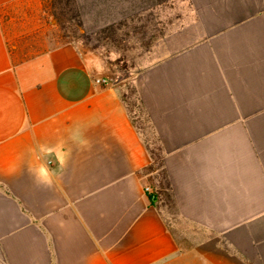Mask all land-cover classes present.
Instances as JSON below:
<instances>
[{
	"label": "crops",
	"instance_id": "0c3cea01",
	"mask_svg": "<svg viewBox=\"0 0 264 264\" xmlns=\"http://www.w3.org/2000/svg\"><path fill=\"white\" fill-rule=\"evenodd\" d=\"M182 2L198 38L132 77L151 140L44 0H0V264H264V0Z\"/></svg>",
	"mask_w": 264,
	"mask_h": 264
},
{
	"label": "rangeland",
	"instance_id": "374dc122",
	"mask_svg": "<svg viewBox=\"0 0 264 264\" xmlns=\"http://www.w3.org/2000/svg\"><path fill=\"white\" fill-rule=\"evenodd\" d=\"M43 4L51 45H60L63 50L76 48L92 56L90 60L110 82L122 79L129 108L137 115L145 136L152 140V129L136 100L132 77L157 57L198 38V27L191 20L187 4L182 0H163L151 6L146 0H44ZM187 22L189 25H185ZM151 178L152 185H164L162 172H153ZM168 196H163L166 203ZM182 238L183 242L192 240L187 235Z\"/></svg>",
	"mask_w": 264,
	"mask_h": 264
},
{
	"label": "trees",
	"instance_id": "16d2710c",
	"mask_svg": "<svg viewBox=\"0 0 264 264\" xmlns=\"http://www.w3.org/2000/svg\"><path fill=\"white\" fill-rule=\"evenodd\" d=\"M161 2H163V0H146V4H149V6L153 4L161 3ZM151 156H152V162L149 166V170H154L155 168H158L163 165L161 154L160 152H158L157 149L151 148ZM155 163H157V165H155ZM151 199L154 201L156 199V196L154 197L151 196Z\"/></svg>",
	"mask_w": 264,
	"mask_h": 264
},
{
	"label": "built area",
	"instance_id": "2783aa9c",
	"mask_svg": "<svg viewBox=\"0 0 264 264\" xmlns=\"http://www.w3.org/2000/svg\"><path fill=\"white\" fill-rule=\"evenodd\" d=\"M96 82H98V83H103V84H109V83H111L110 82V80H109V78H106V77H104V78H97L96 79ZM144 190H145V192L147 193V194H149V195H151V196H155V190H154V188H153V186H151V185H145V187H144Z\"/></svg>",
	"mask_w": 264,
	"mask_h": 264
}]
</instances>
